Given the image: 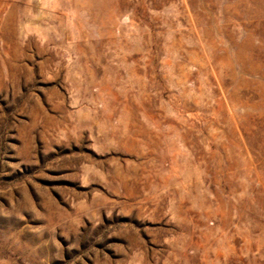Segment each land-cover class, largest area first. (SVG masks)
<instances>
[{
  "label": "rangeland",
  "instance_id": "374dc122",
  "mask_svg": "<svg viewBox=\"0 0 264 264\" xmlns=\"http://www.w3.org/2000/svg\"><path fill=\"white\" fill-rule=\"evenodd\" d=\"M0 264H264V0H0Z\"/></svg>",
  "mask_w": 264,
  "mask_h": 264
}]
</instances>
